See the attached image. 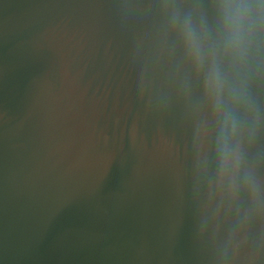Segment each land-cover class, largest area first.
<instances>
[{"label": "water", "instance_id": "water-1", "mask_svg": "<svg viewBox=\"0 0 264 264\" xmlns=\"http://www.w3.org/2000/svg\"><path fill=\"white\" fill-rule=\"evenodd\" d=\"M220 4L0 0V264H264V43L220 61L245 97L222 175L182 37L215 46Z\"/></svg>", "mask_w": 264, "mask_h": 264}, {"label": "clouds", "instance_id": "clouds-1", "mask_svg": "<svg viewBox=\"0 0 264 264\" xmlns=\"http://www.w3.org/2000/svg\"><path fill=\"white\" fill-rule=\"evenodd\" d=\"M220 39L213 47L206 45L203 32H197L188 22L182 27L187 55L198 69L206 64V89L212 99L219 122V169L226 175L239 168L241 150L238 142L239 120L234 104L243 102L242 88L232 87L223 73L220 61L228 58L239 69L247 62L254 45L264 43V0H221L219 7ZM226 92L228 93L226 97ZM235 190L236 182L233 178Z\"/></svg>", "mask_w": 264, "mask_h": 264}]
</instances>
